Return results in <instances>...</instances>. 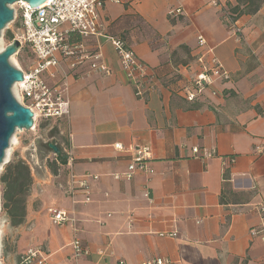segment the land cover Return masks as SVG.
Masks as SVG:
<instances>
[{
  "label": "crops",
  "instance_id": "0c3cea01",
  "mask_svg": "<svg viewBox=\"0 0 264 264\" xmlns=\"http://www.w3.org/2000/svg\"><path fill=\"white\" fill-rule=\"evenodd\" d=\"M120 1L99 9L104 34L87 44L93 58L73 70L58 56L48 78L68 102L66 115L51 121L67 162L53 153L57 174L44 161H25L32 183L17 255L37 248L47 264H264V240L251 235L264 228V152L257 151L264 149V0L239 16L240 35L215 0ZM176 9L181 15H171ZM114 37L150 69L154 85L144 98L124 76ZM213 56L231 80L188 103L177 87L210 70ZM100 63L110 75L82 77ZM147 147L154 174L127 180L135 150ZM2 194L0 185V204ZM51 207L75 219L87 256L73 257L72 224H53Z\"/></svg>",
  "mask_w": 264,
  "mask_h": 264
},
{
  "label": "built area",
  "instance_id": "2783aa9c",
  "mask_svg": "<svg viewBox=\"0 0 264 264\" xmlns=\"http://www.w3.org/2000/svg\"><path fill=\"white\" fill-rule=\"evenodd\" d=\"M222 1L215 0L214 5L219 6L224 17L228 22V26L235 35L242 33L237 26L236 16L233 14L229 6ZM120 0H49L48 2L32 8L26 2L18 3L21 8V23L23 35L16 37L23 46L30 48L33 52L34 60L28 69L23 70V81L16 83L13 88L14 96L24 107H28L34 113V123H43L44 121L57 120L64 117L67 113L66 108L68 102L60 94L58 88L51 86L48 78H55L54 70L59 65L58 56L68 61V65L77 70L85 61L93 58L87 51V44L93 38H98L104 34V25L100 20L99 9L103 3H120ZM182 10H173L171 15H181ZM113 48L116 50L119 65L124 73L125 78L134 86V94L138 98H144L147 92L153 89L154 78L151 75L149 67L142 63L133 49L127 42L120 37L110 38ZM207 41L204 36L198 37V47L203 48ZM212 53V51H210ZM99 59V56H94ZM200 58V62L202 61ZM212 67L208 71H204L187 82L179 84L177 91L183 95L184 99L190 102H196L204 97L207 90L215 82H228L231 76L224 69L220 61L214 56L211 58ZM91 74L110 75L111 69L105 63L95 64L91 70L86 72L82 77ZM179 83L178 80H176ZM212 95L216 96L217 92L212 91ZM33 125V129L36 128ZM196 154H200L198 148H195ZM259 153L264 149L257 148ZM215 153L207 152L206 156L210 157ZM151 159L150 148H139L135 150V155L131 164L128 166L129 171L125 175L127 180H131L135 173H143L153 175L154 169L150 166ZM74 159L71 157L69 163L72 164ZM235 159L224 161L223 165L228 166L234 164ZM118 178V177H117ZM83 188L87 192V201L89 186L85 181L81 182ZM264 222V206L261 209ZM48 215L53 224L61 226L66 223L72 224L75 237L72 241V254L77 260L82 256H87L89 251L84 247L82 241L78 238L75 219L62 209L51 207L48 209ZM251 235L254 237L260 235L264 240V228L258 230L253 228ZM175 236V235H174ZM100 256L105 255V251L99 250ZM18 264H47V260L42 257L41 252L37 248L28 249L20 255ZM170 260L153 259L144 264H169ZM120 264H124L121 262Z\"/></svg>",
  "mask_w": 264,
  "mask_h": 264
},
{
  "label": "rangeland",
  "instance_id": "374dc122",
  "mask_svg": "<svg viewBox=\"0 0 264 264\" xmlns=\"http://www.w3.org/2000/svg\"><path fill=\"white\" fill-rule=\"evenodd\" d=\"M10 8L14 10L15 17L2 32V36L0 37V53L13 42V40L10 42L6 38L7 33L11 31L15 39L23 35L20 5L16 3L11 5ZM33 60V52L25 45L11 58L10 63L16 68L26 70L32 64ZM35 124L37 127L34 129L32 127L28 131L17 130L15 132L12 139L13 143L11 142V146L7 151L5 163L0 167V175L4 167L14 159H22L28 162L44 161V164L49 170L57 171L56 173L59 174L58 170H56L55 155L46 148V144L55 143L53 139L54 131L58 126L51 121H44L43 124L39 122L34 123V126ZM53 129L54 131H52ZM36 208L37 205L35 204L33 210ZM20 227L24 226H17L16 228L11 226L10 219L3 211L2 204H0V264L19 263L20 256L17 255V242L22 236Z\"/></svg>",
  "mask_w": 264,
  "mask_h": 264
},
{
  "label": "water",
  "instance_id": "95a60500",
  "mask_svg": "<svg viewBox=\"0 0 264 264\" xmlns=\"http://www.w3.org/2000/svg\"><path fill=\"white\" fill-rule=\"evenodd\" d=\"M49 0H0V37L4 29L14 20L15 12L11 5L26 2L32 8L39 7ZM22 49L19 39H14L3 52L0 53V167L5 163L11 140L17 130L28 131L34 125V113L19 103L14 96L13 88L16 83L23 81V72L14 67L10 60ZM55 153L59 148L50 144Z\"/></svg>",
  "mask_w": 264,
  "mask_h": 264
},
{
  "label": "trees",
  "instance_id": "16d2710c",
  "mask_svg": "<svg viewBox=\"0 0 264 264\" xmlns=\"http://www.w3.org/2000/svg\"><path fill=\"white\" fill-rule=\"evenodd\" d=\"M239 1L240 4L237 7L231 8V11L236 16V19H238L242 14L255 13L260 9V6H256V2L253 0ZM248 1H250L249 7L246 6ZM6 38L10 42L15 39L11 31L7 33ZM53 144L55 145V143ZM57 147L60 150L59 153H55L54 150L50 148L49 143L46 144V148L57 155L58 161L62 164H66L67 160L63 157L59 145ZM31 183L32 177L30 168L22 159H14L9 162L4 167L2 174L0 175V185L3 187V194L1 198L3 201L2 209L9 217L12 227L16 228L26 221V199L30 193Z\"/></svg>",
  "mask_w": 264,
  "mask_h": 264
},
{
  "label": "bare ground",
  "instance_id": "6f19581e",
  "mask_svg": "<svg viewBox=\"0 0 264 264\" xmlns=\"http://www.w3.org/2000/svg\"><path fill=\"white\" fill-rule=\"evenodd\" d=\"M11 142L13 143V140Z\"/></svg>",
  "mask_w": 264,
  "mask_h": 264
}]
</instances>
